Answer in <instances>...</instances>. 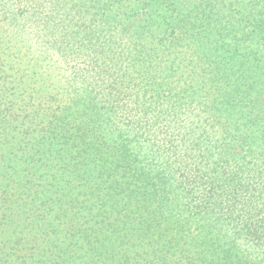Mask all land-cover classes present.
Here are the masks:
<instances>
[{
	"label": "trees",
	"instance_id": "trees-1",
	"mask_svg": "<svg viewBox=\"0 0 264 264\" xmlns=\"http://www.w3.org/2000/svg\"><path fill=\"white\" fill-rule=\"evenodd\" d=\"M0 264H264V0H0Z\"/></svg>",
	"mask_w": 264,
	"mask_h": 264
}]
</instances>
